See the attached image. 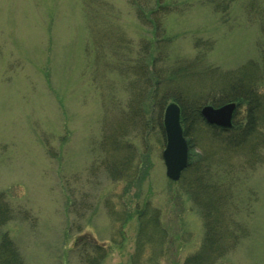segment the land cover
Instances as JSON below:
<instances>
[{"label":"rangeland","instance_id":"obj_1","mask_svg":"<svg viewBox=\"0 0 264 264\" xmlns=\"http://www.w3.org/2000/svg\"><path fill=\"white\" fill-rule=\"evenodd\" d=\"M214 1L220 6L161 0L152 36L137 8L156 0H0V192L13 213L0 227V248L5 233L23 264H89L96 247L98 264H133L138 254L141 264L199 255L206 264H264V161L249 167L219 149L226 161L208 178L217 188L200 187L218 225L215 252L202 246L207 204L194 190L195 170L185 176L192 185L165 176V136L150 118L155 110L162 121L163 110L142 100L148 124L127 128L118 156L101 163L105 129L122 126L131 108L141 113L142 52L163 55L167 71L189 64L195 77L264 54V0ZM202 140L195 145L204 155ZM124 156L131 180L147 170L139 195L125 174L109 170ZM143 212L160 229L140 233Z\"/></svg>","mask_w":264,"mask_h":264},{"label":"trees","instance_id":"obj_2","mask_svg":"<svg viewBox=\"0 0 264 264\" xmlns=\"http://www.w3.org/2000/svg\"><path fill=\"white\" fill-rule=\"evenodd\" d=\"M160 1L161 0H156V7L150 10L142 8L141 5L137 8L139 15L141 13L140 17L143 19L142 22L146 23V19L152 22V36L157 33V22L150 18V16L158 9L165 7ZM209 3L212 4L214 8L216 4V7L220 6V3L218 4L214 0H209ZM153 43L154 42L151 41V44ZM163 58V55L161 57L154 55L153 51L148 54L142 52L141 63L137 66L138 80L141 79V83H139L140 98L138 95L135 100L140 101V107H142L140 109L141 113L133 106L135 109L131 108L132 114L127 116L128 118L125 119V121H127H123L122 126L118 125V128L114 131H110L111 133L109 134V130L105 129L103 126L105 133L102 137L104 142L101 149V152H103L101 163L106 167L107 158L109 156H118L117 151L122 149L121 145L118 147V143L122 139L121 135H125L127 128L138 125L143 127L148 124L149 121L145 116L143 105L141 104L142 100L148 102V108L149 106L151 108L156 107L157 110L159 108L160 112L167 102H177L180 108V121L183 133L189 147L188 164L183 170L179 180L171 182L182 183L187 181L188 183L191 182L190 184L192 185L193 179L191 180L189 178L190 174H188L187 177L185 176L187 172H192V168L195 170V172H193L195 173L193 175L194 180L196 179L199 184L195 186L196 188L194 187V190L198 198L203 200L202 202H204L205 205H208H206L204 210L201 208V215L203 216L205 224V239L203 240L202 246L205 245L204 247H207L205 249L215 252L221 249V247L216 246V240L219 239L218 225L216 218L213 217V210L209 208L211 202H206L208 198L202 196L203 189L200 187H203V185L207 183V186L217 188L214 181H210L208 178L213 173L218 174L219 161H226L220 156V148L232 150L233 153L229 157L237 154L240 161L242 160V165H247L249 167H252V165L258 166L264 161V54L257 60H249L237 69L221 71L219 67L214 66V69L210 68L211 73L209 76L205 77H195L193 73L195 68H192L193 66L189 64L171 65L167 71L166 68L163 66L160 67L161 65L158 64L163 61ZM147 64L149 65L148 68ZM149 67H151V69H149ZM231 101L236 103V109L233 114L230 128L209 124L200 114V108L205 104L217 106ZM189 103H191V105H189ZM154 112L150 117L151 121L154 120L159 128L163 130L162 121L160 119L161 113L154 115ZM128 123L133 126L128 125ZM197 128L199 133L196 135L194 131H196ZM205 135L208 137L209 142L207 144L208 149L203 155L197 152L195 144L200 143L203 145L202 139H205ZM204 142L206 143V140ZM220 143L228 146H219ZM126 156H124L125 158L118 157V160H112L113 162L109 166V170L114 172L118 171L119 176L125 174L129 178V181H132L130 183L136 186V195H139L143 189V182L147 178V170L144 169L143 172L146 174L143 173L140 177L135 178L137 179L136 181L131 180L127 172L133 169L129 167L127 161H129L130 158ZM112 176L115 177L114 175ZM215 181L217 182V180ZM234 182H239V180H235ZM230 186L231 184L228 183V187ZM223 189L225 190L226 188ZM226 197L227 195H221L220 198L223 199L222 201H225ZM144 212L140 216V233H143L146 228L157 230L159 228L157 225L151 224L147 226V222L156 224L158 222L157 218H155L154 221L151 220V218L146 221L143 218L146 213ZM0 213H3V216L0 217L1 227L12 218L13 214L8 202L4 200L3 192H0ZM126 219H128V217ZM225 221H227L226 217ZM210 227L214 228L213 236L209 235ZM1 238V245H3L2 248H0V264H23L19 252L9 237H7L5 233H2ZM145 243L146 242H141L143 245ZM204 247L202 249H204ZM94 253L96 255H94L93 258L86 259L89 264H98L103 257V254H98V247L95 248ZM139 255L140 254L133 256V264H141V259L138 257ZM199 256L200 257L195 256L194 259L189 258L185 260V264H201L203 261H205L206 264L208 260H204L201 255Z\"/></svg>","mask_w":264,"mask_h":264},{"label":"water","instance_id":"obj_3","mask_svg":"<svg viewBox=\"0 0 264 264\" xmlns=\"http://www.w3.org/2000/svg\"><path fill=\"white\" fill-rule=\"evenodd\" d=\"M236 103L227 102L218 106L204 105L200 114L204 120L223 128L231 127ZM165 145L162 159L165 166V176L177 181L188 164V144L180 125V109L174 102L166 104L162 117Z\"/></svg>","mask_w":264,"mask_h":264}]
</instances>
